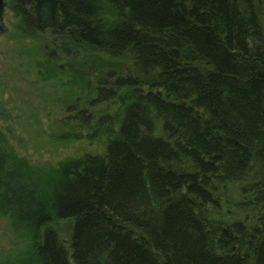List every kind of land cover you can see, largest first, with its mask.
I'll use <instances>...</instances> for the list:
<instances>
[{"label":"trees","instance_id":"16d2710c","mask_svg":"<svg viewBox=\"0 0 264 264\" xmlns=\"http://www.w3.org/2000/svg\"><path fill=\"white\" fill-rule=\"evenodd\" d=\"M12 9L23 34L50 31L132 72L90 94L86 121L117 134L103 155L31 166L0 135V211L28 243L22 264H264L263 222L250 237L238 224L232 237L209 219L230 189L254 195L264 213V0H13Z\"/></svg>","mask_w":264,"mask_h":264},{"label":"rangeland","instance_id":"374dc122","mask_svg":"<svg viewBox=\"0 0 264 264\" xmlns=\"http://www.w3.org/2000/svg\"><path fill=\"white\" fill-rule=\"evenodd\" d=\"M4 1L7 6L0 29V135L4 136L7 150L31 166L42 167H57L72 157L103 155L109 138L117 134H110L105 124L86 121L87 115L93 113L88 106L90 94L102 85L110 86L116 75L130 73L128 63L85 51L61 37L58 40L50 31L25 35L12 9L13 0ZM112 104L100 106V111L112 109ZM95 109L99 117L100 111ZM232 192L230 189L221 196ZM213 207L220 212L222 201ZM255 209L253 204H243L232 218L233 212L226 207L219 218H253ZM58 225L62 240L69 241L73 222L66 219ZM27 251L28 243L15 235L6 213L0 211V264H22ZM70 264H75L72 257Z\"/></svg>","mask_w":264,"mask_h":264},{"label":"bare ground","instance_id":"6f19581e","mask_svg":"<svg viewBox=\"0 0 264 264\" xmlns=\"http://www.w3.org/2000/svg\"><path fill=\"white\" fill-rule=\"evenodd\" d=\"M52 35L55 36L56 39L60 40L59 35H55V34H52ZM124 63H128V62H124ZM127 75H132L131 69H130V73L128 72V73H125L123 75H118V76H123L124 77V76H127ZM174 147H175L176 152L178 153V150H177L176 146H174ZM176 157L177 156H173V160H172L173 163H171L170 165L176 166L174 164L176 162V159L178 158V157L177 158ZM182 171L185 172V170H182ZM252 196H254V195H250V194L249 195H245L244 193L242 194L240 192H234V193H231L230 196L226 197L224 200L220 196L217 197V198H219L222 201L223 209L220 212H218L215 209H213L214 210V216H213V220L214 221L210 222V225H211V227H213L214 231L215 230H220L221 233H222V231H230L231 234H232V237H236L237 230H238L237 225L240 224L244 228L245 231L249 230V232L246 231L247 233L244 234V235L246 237L252 236L253 231H255L256 228H260L262 222L264 223V213L263 212H260V213H258L256 215H254L253 218H243V219L239 218V219H235V220L231 221V219L236 216L237 210L240 209L243 204L251 205L254 202L252 200ZM151 198H152V196H151ZM171 200L174 201L175 198L172 197ZM226 207H227V211L233 212L232 214H234V216L232 218H230V221H226V220L224 221L223 219L219 218L221 213L224 210L226 211ZM211 208H212V206H211ZM215 215H216V217H215ZM249 220H255V222L253 223V221H249ZM223 235L224 234H222V236ZM218 239H219V236H218ZM219 240L217 241V243L219 242ZM217 249H219V247H217ZM218 254H222L223 256H225V255L229 256L230 249H226L225 251H222L221 253H218Z\"/></svg>","mask_w":264,"mask_h":264},{"label":"water","instance_id":"95a60500","mask_svg":"<svg viewBox=\"0 0 264 264\" xmlns=\"http://www.w3.org/2000/svg\"><path fill=\"white\" fill-rule=\"evenodd\" d=\"M5 7H6V2H4L3 0H0V18H2Z\"/></svg>","mask_w":264,"mask_h":264},{"label":"flooded vegetation","instance_id":"af4514ba","mask_svg":"<svg viewBox=\"0 0 264 264\" xmlns=\"http://www.w3.org/2000/svg\"><path fill=\"white\" fill-rule=\"evenodd\" d=\"M1 21V20H0ZM0 29H2V25H1V23H0Z\"/></svg>","mask_w":264,"mask_h":264}]
</instances>
